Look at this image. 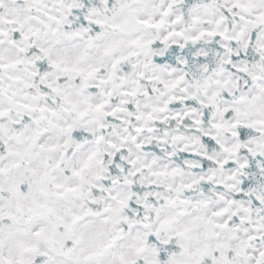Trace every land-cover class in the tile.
<instances>
[{
    "label": "snow or ice",
    "instance_id": "obj_1",
    "mask_svg": "<svg viewBox=\"0 0 264 264\" xmlns=\"http://www.w3.org/2000/svg\"><path fill=\"white\" fill-rule=\"evenodd\" d=\"M0 264H264V0H0Z\"/></svg>",
    "mask_w": 264,
    "mask_h": 264
}]
</instances>
